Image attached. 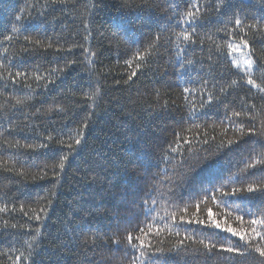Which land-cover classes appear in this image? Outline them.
<instances>
[{
    "label": "trees",
    "instance_id": "obj_1",
    "mask_svg": "<svg viewBox=\"0 0 264 264\" xmlns=\"http://www.w3.org/2000/svg\"><path fill=\"white\" fill-rule=\"evenodd\" d=\"M243 2L245 23H258L264 28V0ZM191 3L192 0H0V62L5 65L0 68V209H6L0 211V264H13L21 253L24 255L18 264H29L24 258L29 252L26 242H31L36 228L41 234L33 245L35 264L42 260L46 264L54 249L62 264H130L125 259V237L127 231L140 235L138 228L152 222L144 215V201L151 203L156 181H161L159 191L171 189L176 193L179 208L189 205L185 213L189 219L196 212L195 204L221 185L231 191L254 180L260 182L264 176L261 165L250 169L248 175L241 170L264 153V136L247 131L260 127L264 93L246 84L244 71L231 64L227 44H239L244 36L252 59L264 67V31L244 27L232 34L218 32L217 28L233 26L225 24L226 16L209 9L205 20L191 25L199 38H204L203 44L181 43L177 48L172 36L171 43L159 41L142 69L135 68L137 61L131 66L125 63L137 50L143 51L152 43L158 32L170 36L181 28L190 31L188 25L177 24V13L186 12ZM17 16L21 19L17 20ZM13 27L19 31L13 34ZM7 35H13V40H5ZM25 37L52 46L36 45ZM217 44L220 52L216 51ZM233 55L240 59L236 53ZM17 71L26 77L13 82L9 72L14 75ZM132 71L137 75L129 81ZM253 73L257 78L256 65ZM204 80L220 100L201 109L208 92L197 89ZM232 80L237 84L227 87ZM257 83H261L258 78ZM221 87H227V92L221 93ZM97 88L100 91L94 98L85 95ZM184 88L192 91L184 93ZM17 99L23 102L17 104ZM165 101L167 108L162 109ZM251 104L256 105L255 110ZM233 111L249 115L234 117ZM241 124L243 132L239 130ZM193 125L200 127L184 131ZM80 132L81 144L75 146ZM177 132L190 143L182 139L177 146ZM228 140L240 143L230 149L219 147L221 141ZM41 144L47 146L40 147ZM169 144L178 147L171 153L174 158L170 163L163 158ZM62 156L67 160L61 170L54 165ZM200 207V218L207 220L210 209L223 226L237 229L248 230V221L254 218L244 215L243 224L237 222L234 217L243 213L232 212L236 204L231 200L221 205L219 196L217 201L209 199ZM258 207L264 205L253 201L251 210L257 212ZM36 214L40 220L34 219ZM163 214L160 209L159 215ZM180 214L177 211V217ZM12 224L18 227L12 228ZM163 226L164 222L154 223L153 234L144 237L145 243H151L153 248L174 244L177 237L167 230L158 237L154 234ZM177 230L181 236L195 234L197 238L215 233L213 239L225 244L239 240L231 233L195 222L181 223ZM94 233L104 238L98 241L95 254L83 243ZM117 236L119 246L113 243ZM132 254L127 253L129 257ZM163 259L157 264H163ZM209 264L224 261L214 257ZM251 264H258V259Z\"/></svg>",
    "mask_w": 264,
    "mask_h": 264
},
{
    "label": "snow or ice",
    "instance_id": "obj_2",
    "mask_svg": "<svg viewBox=\"0 0 264 264\" xmlns=\"http://www.w3.org/2000/svg\"><path fill=\"white\" fill-rule=\"evenodd\" d=\"M262 9H264V3L261 4ZM209 9L215 11L218 15L226 16L227 20L225 24H231L233 27L229 29L227 27L217 28L218 32H227L232 34L235 29H240L243 31L244 27H248L254 32L264 31V28H261L258 23L246 24L247 13L245 12V4L243 0H239V2H235V0H192L190 7L184 13H177L179 15V20L177 24H185L188 25L191 30L188 28H181L179 32H173L170 36H163L162 33H157L154 41L146 46L143 51L137 50L132 59L125 61V63L129 66L133 63V61H137L135 64V68L137 70L142 69V67L147 66L148 57L153 54L154 49L157 48L159 41L162 39L166 42H173L172 36L175 37V46L180 48V44L183 43L185 45L195 44L199 41L200 44L204 43V38H199V34L196 32L195 27H191L194 23H199L201 20H205L208 16ZM17 20L21 19L20 16L16 17ZM12 33H17L19 31L18 28L13 27L11 29ZM247 33H245V36ZM207 39L211 40V36H207ZM7 41L13 40V35H7L4 37ZM25 40L30 43H34L36 45H42L40 40L31 41L29 37H25ZM240 43L234 44L229 42L227 44L228 55L231 59V64L244 71V75L246 77V84L250 85L252 88L257 89L259 92L264 93V67L257 65L256 60L252 59V50L250 49L248 39L244 38V36L240 37ZM44 47H51V44L42 45ZM242 49H249L247 52H243ZM5 52L8 49L4 50ZM27 51V49H25ZM216 51H221V46L216 45ZM233 53H240L241 57L247 56V59H237ZM94 55V53L92 54ZM211 60V55L208 57ZM189 63H192L189 61ZM257 66V70L259 72L258 79L261 80V83H257V78H254L253 67ZM243 66V67H242ZM5 65L0 62V68H4ZM55 71V70H54ZM137 75L136 71H132L131 75H129L128 80H132L134 76ZM9 77L13 80V82H19V78L26 77L25 73H21L19 71L15 72L13 75L9 72ZM37 79H43V77H37ZM128 81H125L127 83ZM208 81H202V87L197 90H203L208 92L207 100L203 101L200 104V108L204 109L212 105L213 101L220 100V96H214L212 91L207 88ZM237 84L236 80H232L231 84L227 87H232ZM30 87V85H29ZM227 87H221L220 92L226 93ZM99 88L96 89L94 93L91 95L85 94L89 99L94 98V96L99 94ZM192 89L184 88V93H190ZM159 96V93H157ZM23 101L20 99L16 100L17 104H21ZM168 102L165 101L164 105L161 106L162 109L167 108ZM59 110L63 111L64 109L57 105ZM252 109H256L255 104H251ZM51 111V109H49ZM191 114V113H190ZM242 115L248 116L249 113L242 111H233L231 116L241 117ZM231 119V117H228ZM252 120L256 119L255 115L251 116ZM85 127L87 124L85 123ZM192 127H200L199 125H193L188 129H184V131H191ZM244 125H239V130L243 132ZM226 131V129H225ZM248 134L250 135H261L264 136V117L260 119V127L249 128ZM206 134V133H205ZM83 137V133L80 132L77 134V138L74 141L75 146H79L81 144V138ZM49 140L52 139L51 136L48 137ZM184 140L185 143H190L186 138L182 137L180 132L176 133V145H179L181 140ZM208 141L205 140L204 143ZM63 143V141H61ZM239 140H228L226 143L221 141L219 147L223 148L225 146L231 148L233 144H239ZM264 144V141H261ZM40 147H46L47 145H39ZM28 147H33L29 145ZM68 147L75 151V147L73 144H69ZM178 151V147H173L172 144L168 145V149L165 150L164 160L167 162H171L174 158L171 153ZM106 159V157H105ZM67 160V156H62L58 162V165H54L59 169H63L65 167V161ZM257 165H261V172H264V153L258 154L257 157H254L250 163L245 164V168L241 170L242 174L248 175L250 169H254ZM23 174V173H21ZM259 181H253L248 183L245 186L241 187H233L231 191H225L224 186L216 188L214 192L210 193L201 198L199 202L195 204L196 212L192 213V218H186L185 213H187L189 205H185L182 209L175 203L176 193L169 189L167 192L159 191V187L161 185V181H156V183L152 186V191L155 193L154 198L151 199V203L149 201H144V215L146 220L150 219L151 223H145L143 227H139L138 231L140 235L134 236L132 231H127L126 241L127 244L125 246V259L130 261V264H137V261H140V264H157L161 258L163 259V264H209V261L212 258H216L218 260H223L224 264H251L253 261H257L258 264H264V207H258L257 212H253L251 210V204L253 201L259 200L262 205H264V176L259 178ZM169 182L171 180L169 178ZM204 192H208L207 189H203ZM217 196H219V203L221 205L229 204V200L231 203L236 204V207L232 209V212L243 213V215H236L234 218L237 222L243 224V216L248 215L250 217H254L248 221L249 229L245 230L243 227L237 229L230 225L223 226L221 221L217 220L210 209L207 210V220L200 218V210L201 204L206 203L209 199L212 201H217ZM243 205L244 207H241ZM169 208L176 209V211H168ZM23 209V206H21ZM163 209L164 214L159 215V210ZM246 209V210H245ZM6 209H0V211H4ZM15 210V209H13ZM41 211H45L44 208H41ZM177 211L180 214L177 217ZM157 213V215H152V213ZM27 215V213H25ZM231 216V213H228ZM34 219L40 220L41 217L39 214L34 216ZM170 221L171 223H168ZM164 222V226L162 228H157L155 230V235L160 236L165 230H167L169 235H174L177 237L174 244H172L169 248L164 247H155L151 245V243H145L144 237H148L153 234V224ZM197 223L203 225L207 228H214L222 231H226L231 233L233 236L239 238L236 243H221L218 239H213V234L203 235L199 238L195 234H185L181 236L180 232L177 230L181 223ZM5 227H8L7 222H5ZM12 228L18 227L16 224L11 225ZM147 228V231L145 229ZM72 231H75L73 229ZM40 229H34V234L30 236L31 242H26L28 244V256L24 257L29 261V264H35V255L37 254L33 249V245L36 243L37 238L40 236ZM102 237L98 234L94 233L92 237L86 238L83 243L85 247H91L93 250V254H95V249L98 247V241H101ZM243 241V243H240ZM113 243L117 246L120 245L119 237H115L113 239ZM38 247V245H37ZM132 252V256L129 257L127 255L128 252ZM138 253V255H136ZM258 254V257L257 255ZM24 254L21 253L20 256L15 258L13 264H18L21 257ZM172 258H178L173 260ZM41 264H45V261H41ZM46 264H62V261L54 249L47 257Z\"/></svg>",
    "mask_w": 264,
    "mask_h": 264
},
{
    "label": "rangeland",
    "instance_id": "obj_3",
    "mask_svg": "<svg viewBox=\"0 0 264 264\" xmlns=\"http://www.w3.org/2000/svg\"><path fill=\"white\" fill-rule=\"evenodd\" d=\"M236 56L238 57V58H243V57H241V54L240 53H236ZM245 57V56H244Z\"/></svg>",
    "mask_w": 264,
    "mask_h": 264
}]
</instances>
